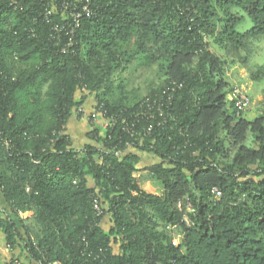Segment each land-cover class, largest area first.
<instances>
[{
    "label": "trees",
    "instance_id": "obj_1",
    "mask_svg": "<svg viewBox=\"0 0 264 264\" xmlns=\"http://www.w3.org/2000/svg\"><path fill=\"white\" fill-rule=\"evenodd\" d=\"M82 2L0 0V232L25 255L9 264H264V108L238 114L228 78L239 62L264 80V0H90L67 35ZM91 96L119 118L79 149Z\"/></svg>",
    "mask_w": 264,
    "mask_h": 264
},
{
    "label": "rangeland",
    "instance_id": "obj_2",
    "mask_svg": "<svg viewBox=\"0 0 264 264\" xmlns=\"http://www.w3.org/2000/svg\"><path fill=\"white\" fill-rule=\"evenodd\" d=\"M260 47L261 49L258 52H256L257 54L252 56V62L254 64L264 65V44L260 45ZM210 48L215 52H217L218 54L223 55V51L213 41H211L210 43ZM240 65L241 64L237 62L235 63L234 66H232L229 69L228 78L232 82H234L237 87L248 92L249 95L251 96L252 103L246 112L251 111L252 113L257 114L260 112L261 109L264 108V80L260 82L251 81L247 76V69L245 67L244 68L241 67ZM151 75L153 76V74ZM137 82L141 84L142 92L145 95L147 93V88L143 82V77L137 78L135 81H133L132 84H135ZM75 114L78 115L77 112ZM78 119H74L70 124L72 131H79V133H81L80 134L81 136L79 137V139H77V143L83 140L84 136L82 135V133L85 132L87 133L90 131V124H89L90 122L83 118H82L83 121H80L81 120L80 117ZM144 162L141 163L142 164L141 166H143V164H146ZM139 175L141 177L142 185L146 190L155 193H160L162 191L164 187L162 180L153 178L152 175L149 173L139 172ZM32 221L33 219L29 220L28 223H31ZM3 239L4 236L2 237V233L0 232V264H9L12 255H17V257L18 258L20 257V259L22 260L25 259V255L20 254L19 249H15V250L8 249L7 246H5Z\"/></svg>",
    "mask_w": 264,
    "mask_h": 264
},
{
    "label": "built area",
    "instance_id": "obj_3",
    "mask_svg": "<svg viewBox=\"0 0 264 264\" xmlns=\"http://www.w3.org/2000/svg\"><path fill=\"white\" fill-rule=\"evenodd\" d=\"M66 5H67V7L69 6L68 3ZM70 14H71L73 21L69 24V26L71 28L66 31L67 35L73 34L75 32V30L80 27V20L82 19V17L90 16L93 14V11H92L91 6H90V0H85V2H82L80 6H75L74 8L70 9ZM73 45H74V40H73V37L70 36L68 39V42L64 46H62V51L64 53L71 51ZM231 96L235 99V106L237 108L238 114L241 111H247V109H249V107L252 103V98L248 92L244 91L243 89H241L239 87H236L232 91ZM169 98H170V96H169ZM148 101H150V99H148ZM97 105H98V103H96L94 105V107L91 111H88L84 105H80L77 108L76 112L78 113V115L80 117L87 119L92 124L101 120L100 126H101L102 131L107 129L108 127H114L116 125L119 117L117 115H108L107 109L104 107L103 104H101L98 107H97ZM148 106L150 108L149 110H152L154 107H157L159 115L163 116V103L161 102L160 99L154 100L153 103H151V104L149 103ZM123 121L125 122L126 119H124ZM159 124H161V123L159 122ZM133 126H134V124H133ZM152 128H153V126H149L147 128V131L145 132V134H149L151 132ZM124 129H126V127ZM2 188H3V186L0 183V195L2 192ZM213 192L215 193L216 197L221 196V191L219 189L215 188V189H213ZM94 208L96 209L98 215L102 214L103 209L100 206L97 198L94 199ZM19 213L23 217H28V218L31 217V215L28 211H20ZM176 243H177L176 238H173V244H176ZM7 248L11 250L10 245H7Z\"/></svg>",
    "mask_w": 264,
    "mask_h": 264
},
{
    "label": "crops",
    "instance_id": "obj_4",
    "mask_svg": "<svg viewBox=\"0 0 264 264\" xmlns=\"http://www.w3.org/2000/svg\"><path fill=\"white\" fill-rule=\"evenodd\" d=\"M252 81V80H251ZM95 102H96V100H95V97H93V96H91V97H89L88 99H87V101H86V103H85V107L86 108H91V107H93V105L95 104ZM262 110L263 109H261L260 110V112L259 113H257V114H254V113H252L251 111H248V112H245V117L246 118H249V119H251V118H254V117H256L257 115H259L261 112H262ZM80 116H78L77 114H74V116H72V118H71V120H70V123H69V129H68V132H69V134H70V136H71V139L73 140V142H74V145L77 147V148H79V149H81V147L85 144V143H88V142H90L91 140H90V137L88 136V132L86 133L85 131V133H82V135L84 136V138H83V136H82V138H83V140L82 141H80V142H78L77 143V139H79V137L81 136L80 134L81 133H79V131H72V129H71V123H72V121L74 120V119H78ZM81 118V120L80 121H83V119H82V117H80ZM79 120V119H78ZM87 120V119H86ZM101 121V120H100ZM100 121H98V123H100ZM129 151H133V152H135V153H137V154H139L140 156H141V161H140V163H139V165H138V167H144V166H146V164L147 165H149V163H151V162H153L154 161V158L151 156V154H149V153H147V152H142V151H139V150H137L136 148H133V147H131L130 149H129ZM145 161V162H144ZM146 163V164H143V166H141L142 164L141 163ZM161 193V192H160ZM159 193V194H160Z\"/></svg>",
    "mask_w": 264,
    "mask_h": 264
}]
</instances>
